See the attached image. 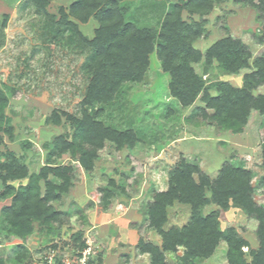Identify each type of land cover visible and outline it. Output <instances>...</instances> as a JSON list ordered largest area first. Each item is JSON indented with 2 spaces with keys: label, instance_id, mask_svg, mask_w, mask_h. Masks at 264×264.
<instances>
[{
  "label": "rangeland",
  "instance_id": "obj_1",
  "mask_svg": "<svg viewBox=\"0 0 264 264\" xmlns=\"http://www.w3.org/2000/svg\"><path fill=\"white\" fill-rule=\"evenodd\" d=\"M75 1L0 0V175L6 178L0 180V264H46L52 255L75 264L84 251L87 264H152L151 246L159 249L161 263L184 264L185 246L166 249L159 230L187 225L191 205L176 196L161 202L160 214L151 209L156 195L176 185L185 164L196 184L194 169L212 179L228 161L250 171L253 200L264 206V115L250 110L235 132L207 115L192 116L193 105L203 103L183 106L173 96L172 76L156 48L140 80H125L110 100L85 105L97 60L86 41L95 36L99 20L95 13L82 20L88 10L72 7ZM120 4L125 20L139 28L158 31L168 14L200 25L190 44L202 57L188 60V66L209 94H215L218 80L240 85L242 74L264 55V11L250 0ZM224 37L246 46L248 67L226 72L215 58L205 65V51ZM253 92L264 93V85ZM86 114L102 126L131 131V145L107 138L90 142ZM57 136L61 141L54 146ZM8 169L24 175L7 178ZM204 193L210 195L207 188ZM215 209L208 203L201 213ZM256 226L233 205L219 217V227H233L250 248L257 246ZM227 247L219 240L208 256L191 264H228ZM241 250L249 261L248 247Z\"/></svg>",
  "mask_w": 264,
  "mask_h": 264
},
{
  "label": "trees",
  "instance_id": "obj_2",
  "mask_svg": "<svg viewBox=\"0 0 264 264\" xmlns=\"http://www.w3.org/2000/svg\"><path fill=\"white\" fill-rule=\"evenodd\" d=\"M39 4L40 0H33ZM121 0H77L73 6L84 7L88 13H95L99 20V27L95 36L86 44L90 47L93 56L97 57L94 66V74L88 86L86 101L84 104L103 103L113 97V93L121 82L125 80H140L148 64V54L156 48L164 70L170 71L172 80L170 89L183 106L193 105L199 100L203 105H193L192 116H208L216 120V124L232 131H240L246 121L250 110H257L264 115V93H254L253 90L264 85V55L253 61V69L242 74L241 84L236 86L227 80H218L213 85L215 94H209L201 76L188 66V60L197 62L202 53L191 46V41L199 35L200 28L196 21L186 22L178 15L165 16L158 31L151 28H139L124 18V7ZM200 3L207 0H191ZM251 4L264 11V0H250ZM176 7V5H175ZM70 25L75 27L74 24ZM155 38L157 40L155 41ZM216 60L219 67L231 73L248 67L249 52L246 46L237 39L224 37L213 43L204 53V63L209 64L212 59ZM0 94V104L2 103ZM206 108L212 111L207 114ZM1 110V106H0ZM86 112V109H85ZM2 112H0V118ZM85 131L89 134L88 140L96 142L107 138L118 144L126 142L131 145L132 132L119 131L114 128L102 126L98 121H93L86 114L83 120ZM98 134V135H97ZM56 137L52 145L56 146L61 140ZM264 144V143H263ZM264 146V145H263ZM264 155V150H263ZM0 164V170H3ZM55 170V169H54ZM192 170L189 165L180 170L176 185L166 193H158L151 209L161 214L164 202L174 197L190 203L191 217L187 225L181 229H169L161 232L164 247L173 250L176 244H183L186 248L184 264H191L196 258L208 256L219 242L227 243L226 258L228 264H264V206L258 205L253 200V188L250 185L251 173L242 166L230 165L223 162L215 178L209 179L208 175L194 169L198 175V182L193 184ZM24 175L8 169L7 178H16ZM5 181L6 178L1 177ZM264 184V175L260 178ZM36 182V180H33ZM205 188L210 195L205 196ZM167 201V202H168ZM214 203L217 209L209 214L201 213L202 206ZM230 205L241 208L248 217L257 221L255 235L257 246L250 248L249 242L239 235L233 227L221 229L219 217ZM154 216V217H153ZM152 222L159 229L155 215ZM243 246L249 249L251 259L245 261ZM152 264H163L162 255L157 247L151 246Z\"/></svg>",
  "mask_w": 264,
  "mask_h": 264
},
{
  "label": "built area",
  "instance_id": "obj_3",
  "mask_svg": "<svg viewBox=\"0 0 264 264\" xmlns=\"http://www.w3.org/2000/svg\"><path fill=\"white\" fill-rule=\"evenodd\" d=\"M86 251L83 252V255L76 261L75 264H87L86 262ZM46 264H71L68 259H62V261L57 262L55 261L53 255L49 256L48 258L46 257Z\"/></svg>",
  "mask_w": 264,
  "mask_h": 264
}]
</instances>
